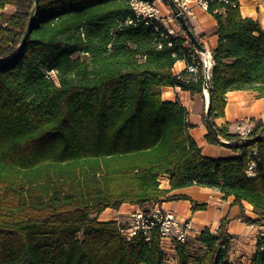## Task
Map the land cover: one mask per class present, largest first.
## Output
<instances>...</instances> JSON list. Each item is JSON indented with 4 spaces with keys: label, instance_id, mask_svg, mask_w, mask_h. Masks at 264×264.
<instances>
[{
    "label": "trees",
    "instance_id": "obj_1",
    "mask_svg": "<svg viewBox=\"0 0 264 264\" xmlns=\"http://www.w3.org/2000/svg\"><path fill=\"white\" fill-rule=\"evenodd\" d=\"M130 1L38 0L31 32L15 53L35 0H0V264H164L157 228L149 239L142 231L128 238L123 223L93 214L189 199L170 192L194 184L233 195L241 208L247 201L257 217L242 209V220L264 222V170L249 177L245 155H203L186 108L162 98L169 85L203 94L201 66L195 76L186 68L172 72L195 49L182 24L174 17L181 33L163 36L135 21ZM207 10L219 36L209 79L214 122L228 91L264 96V31L237 0H211ZM216 128L231 143L209 129L210 143L235 152L263 146L261 121L252 142ZM162 175L169 188L160 185ZM225 225L223 219L215 232L207 227L175 242L178 264H230ZM250 264H264V232Z\"/></svg>",
    "mask_w": 264,
    "mask_h": 264
},
{
    "label": "crops",
    "instance_id": "obj_2",
    "mask_svg": "<svg viewBox=\"0 0 264 264\" xmlns=\"http://www.w3.org/2000/svg\"><path fill=\"white\" fill-rule=\"evenodd\" d=\"M241 14L257 20L264 31V0H237ZM192 15H186L192 31L199 38L206 50L212 51L218 44L217 21L209 13L192 5ZM175 31L180 34V27L176 22ZM186 68L183 59L178 60L172 67L173 73H180ZM162 98L169 101H179L187 110L188 131L196 143L202 148V154L210 158L235 157L237 152L232 148L208 142L206 136L209 126L204 119L208 98L203 94L185 89L179 85H169L162 88ZM224 115L216 117L214 123L217 127L225 128L228 133L236 134L247 126H254L258 121L264 123V96L256 97L251 90H230L226 93ZM264 131V128L262 129ZM160 185L169 188L168 175H162ZM171 194H184L189 199L160 200L145 205L148 208L158 206L173 211L179 219H189L194 231L190 238L195 237L205 228L215 232L223 219H226L224 232L231 237V246L228 253L230 264H250L257 250L259 235L264 232V222L259 224L246 223L242 220V209L245 215L255 218L257 213L247 201H242V208L234 204L233 195H224L216 188L204 185H190L174 189ZM206 203L204 209H195V204ZM140 207L136 204L123 203L118 208L108 207L101 213L93 214L100 221L114 220L127 225L131 214ZM165 253L164 264H178L176 243L165 241L162 247ZM192 264V262H189Z\"/></svg>",
    "mask_w": 264,
    "mask_h": 264
},
{
    "label": "built area",
    "instance_id": "obj_3",
    "mask_svg": "<svg viewBox=\"0 0 264 264\" xmlns=\"http://www.w3.org/2000/svg\"><path fill=\"white\" fill-rule=\"evenodd\" d=\"M176 4V9L179 12H183L186 15H192V5L198 4L204 10L208 9L209 2L211 0H173ZM227 1V0H226ZM168 2V4H167ZM131 7L135 13L136 20L141 21L145 25L152 27L156 31H161V35L168 36L169 34H176L173 22L174 17L177 16V12L169 5V0H131ZM166 4V5H165ZM128 23H134V19H129ZM172 45V42H168ZM191 61L187 62L186 70L190 75L195 76L199 72L200 66L205 77V83L203 90L206 97H208L207 87L211 75V69L213 66L212 53L208 50L200 51L196 47L192 53H190ZM54 73V71H52ZM252 126H247L240 130V141L252 142L250 137ZM264 139V133H260ZM223 143H231V141L224 139L221 135L217 137ZM237 154L245 155L247 158L245 173L249 177H254L258 173L264 170V143L262 147L254 145L247 151H238ZM153 228H157L160 242L162 247L165 241H174L184 243L194 231L191 220L179 219V217L170 210L162 209L158 206L153 208L143 209L139 208L134 211L129 219L127 225H125L121 231L124 236L130 238L137 231H142L143 234L149 239L150 231ZM262 234V233H261Z\"/></svg>",
    "mask_w": 264,
    "mask_h": 264
},
{
    "label": "water",
    "instance_id": "obj_4",
    "mask_svg": "<svg viewBox=\"0 0 264 264\" xmlns=\"http://www.w3.org/2000/svg\"><path fill=\"white\" fill-rule=\"evenodd\" d=\"M38 5V0H35L34 3V8H33V13L32 16L30 17L29 23L27 25V28L25 30L22 42L20 43V45L18 46V48L16 49L15 53H17L20 48L22 47V45L25 43L26 39L28 38L30 32H31V25H32V21H33V15L35 14L36 8ZM169 5L174 8L176 10L177 14V18L180 21V23L182 24L186 34L188 35V37L190 38V40L192 41L193 45L200 51H205L206 48L202 45V43L200 42L199 38L195 35V33L192 31V29L190 28L189 23L187 22V18L185 16V14L183 12H179L178 9H176V4L173 0H169ZM14 53V54H15ZM0 61H2V59H0ZM208 82V87H207V92H208V102H207V106H206V123L209 126V128L213 131V133L215 134L216 137H218V135H220L218 133V130L211 118V89H210V83Z\"/></svg>",
    "mask_w": 264,
    "mask_h": 264
},
{
    "label": "rangeland",
    "instance_id": "obj_5",
    "mask_svg": "<svg viewBox=\"0 0 264 264\" xmlns=\"http://www.w3.org/2000/svg\"><path fill=\"white\" fill-rule=\"evenodd\" d=\"M166 5V4H165ZM4 11L6 12V13H8V14H11V13H13V11H14V7L13 6H11V5H8L5 9H4ZM176 26V24L174 23V28H176L175 27ZM206 113V112H205ZM204 113V114H205Z\"/></svg>",
    "mask_w": 264,
    "mask_h": 264
}]
</instances>
